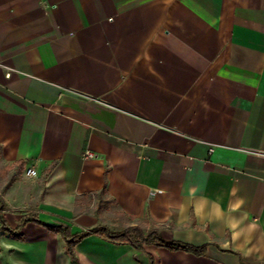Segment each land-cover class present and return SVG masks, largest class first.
Masks as SVG:
<instances>
[{
  "label": "crops",
  "instance_id": "1",
  "mask_svg": "<svg viewBox=\"0 0 264 264\" xmlns=\"http://www.w3.org/2000/svg\"><path fill=\"white\" fill-rule=\"evenodd\" d=\"M0 203V264H264V0H0Z\"/></svg>",
  "mask_w": 264,
  "mask_h": 264
},
{
  "label": "trees",
  "instance_id": "2",
  "mask_svg": "<svg viewBox=\"0 0 264 264\" xmlns=\"http://www.w3.org/2000/svg\"><path fill=\"white\" fill-rule=\"evenodd\" d=\"M1 206H3L2 203H0V208H2ZM29 220H34L42 223V221H40L38 218L32 217V215L28 213L21 217L18 225L21 226L23 223ZM50 227L61 233L64 241L66 242L67 252L71 257H74L73 245L78 240L91 233L103 235L111 241L127 242L135 247H141L142 243H156L158 245L166 246L171 249H183L191 252H199L203 249V246L198 247L182 241H167L159 235L156 229L151 228L147 230V232H145L144 229L138 225L127 226L119 231H113L104 225H96L77 233H71L69 226L66 224H59Z\"/></svg>",
  "mask_w": 264,
  "mask_h": 264
},
{
  "label": "built area",
  "instance_id": "3",
  "mask_svg": "<svg viewBox=\"0 0 264 264\" xmlns=\"http://www.w3.org/2000/svg\"><path fill=\"white\" fill-rule=\"evenodd\" d=\"M86 155H91V152L90 151H86ZM25 173H26L27 176H33V175L36 174V170L33 167H29V168L26 169Z\"/></svg>",
  "mask_w": 264,
  "mask_h": 264
}]
</instances>
